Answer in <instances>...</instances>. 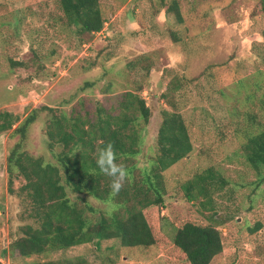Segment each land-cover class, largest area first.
Wrapping results in <instances>:
<instances>
[{
  "label": "rangeland",
  "instance_id": "obj_1",
  "mask_svg": "<svg viewBox=\"0 0 264 264\" xmlns=\"http://www.w3.org/2000/svg\"><path fill=\"white\" fill-rule=\"evenodd\" d=\"M99 1L107 19L105 28L82 37L68 25L59 0H0V113L10 112L22 121L41 105L70 113L76 104L93 112L97 102L107 103L133 91L152 111L149 125L139 126L144 138L141 153L133 161L122 158L125 166L136 164L138 180L157 154L155 138L164 110L183 114L194 149L163 173L165 205L145 210L155 246L125 248L117 240L99 241L28 261L82 256L93 264L110 260L106 264H188L173 242L177 228L189 222L208 226L207 217L215 212L223 223L218 229L224 249L211 264H264V193L254 191L256 177L241 156L237 133L247 112L264 124V0ZM173 3L182 15L180 23L170 10ZM171 32L184 44L174 43ZM13 61L27 66L13 67ZM129 64L137 67L131 70ZM87 83L95 85L88 88ZM176 86L181 88L172 92ZM72 97L74 102H68ZM18 124L0 133V261L4 264H14L10 245L21 210L20 200L9 193L7 173L9 151L18 141L12 133ZM45 132L43 113L31 126L24 147L51 161ZM210 167L229 181L214 197L215 211L188 202L182 189ZM91 202L102 212L119 211L110 203ZM258 222L262 229L250 233Z\"/></svg>",
  "mask_w": 264,
  "mask_h": 264
},
{
  "label": "trees",
  "instance_id": "obj_2",
  "mask_svg": "<svg viewBox=\"0 0 264 264\" xmlns=\"http://www.w3.org/2000/svg\"><path fill=\"white\" fill-rule=\"evenodd\" d=\"M59 2L68 25L76 27L80 36L101 33L105 28L107 19L99 0ZM170 10L176 12L180 23L182 15L176 3ZM170 39L176 44L183 42L174 32L170 33ZM104 58L110 60V57ZM12 63L13 67L27 66L22 61ZM135 67L129 64L131 70ZM151 70L147 69L149 74ZM94 85L87 83L86 86ZM179 88L181 86H176L172 92ZM169 94L163 95L164 98ZM77 104L83 105L84 101ZM171 104L175 109L176 105ZM43 113L51 161L28 153L24 147L31 126ZM244 116V124L237 131L241 134L238 136L241 156L255 174L254 191L262 189L264 193V124L256 121L252 113ZM151 117L146 101L133 91L124 92L107 103L97 102L93 112L80 110L76 104L70 113L41 105L22 121L10 112L0 113V133L12 130L20 122L12 133L18 141L7 157L9 193L20 200L21 207L16 217L19 226L13 233L15 240L10 245L11 262L93 264L82 256L45 261L28 259L99 241L117 240L125 248L148 249L156 245L145 210L165 205L163 173L189 156L194 148L183 114L164 110L155 138L157 154L138 180L134 173L136 164L125 166L122 158L133 161L141 153L144 138L139 126H148ZM107 143L113 144L117 162L128 172L122 189L116 194L110 187L111 178L101 173L95 163L97 149ZM57 147L61 148L60 152ZM20 180L16 189L15 184ZM228 185L226 177L210 167L184 183L182 189L188 202H198L203 210L215 211L214 197ZM91 199L113 204L119 211L102 212L94 207ZM207 218L208 226L189 222L176 230L174 245L184 253L188 264H211L223 252L218 229L223 223L216 219L215 212ZM262 227L258 222L249 232L257 233ZM0 264H4L3 261Z\"/></svg>",
  "mask_w": 264,
  "mask_h": 264
},
{
  "label": "clouds",
  "instance_id": "obj_3",
  "mask_svg": "<svg viewBox=\"0 0 264 264\" xmlns=\"http://www.w3.org/2000/svg\"><path fill=\"white\" fill-rule=\"evenodd\" d=\"M95 163L101 173L111 178L112 193H119L127 179L128 172L123 164L117 162V153L113 144L107 143L97 149Z\"/></svg>",
  "mask_w": 264,
  "mask_h": 264
}]
</instances>
